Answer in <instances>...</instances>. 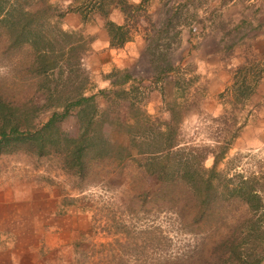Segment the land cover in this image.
I'll return each mask as SVG.
<instances>
[{
  "label": "rangeland",
  "instance_id": "374dc122",
  "mask_svg": "<svg viewBox=\"0 0 264 264\" xmlns=\"http://www.w3.org/2000/svg\"><path fill=\"white\" fill-rule=\"evenodd\" d=\"M125 1L133 5L141 2ZM254 5V0H144L135 12L131 38L127 40L134 35L143 39V55L137 67L128 70L134 81L112 87L106 95L96 94L102 119L103 113L108 114L103 135L128 144L134 156L135 147L110 123L116 113L130 123L159 124L162 130L169 125L184 153L189 146L207 153L202 162L205 168L211 166V152H218L230 139L225 153L219 155L215 171H223L232 181L241 175L253 174L258 179L264 175V132L254 128V120L249 131L243 133L242 128L248 114H255L251 109L258 107L254 104L248 109L242 99L253 87L259 74L257 68L263 63L255 59L253 52L259 45L255 21L264 11L257 12ZM261 25L264 29V23ZM208 46L223 49L211 56V66L197 61ZM21 55L17 53L9 60L7 56L0 57V98L14 93L17 113L23 111L27 128L33 129L52 110L33 114V106L24 103L25 82L18 73ZM168 66L170 70L159 77L156 69ZM82 68L86 95L93 90L91 84L96 86L95 79L113 78L111 73L117 75L125 70L98 75ZM41 104L39 100L36 106ZM24 122L20 124L23 126ZM59 125L70 136L81 129L74 112ZM131 131V137L139 142L142 134L136 132L135 126ZM144 131L151 132L149 127ZM127 164L115 170L108 166L100 173H95V169L81 179L63 172L52 155L37 157L24 150L1 152L0 184L22 181L33 186L35 181L54 193L56 212L67 229L61 232L63 241L58 244L62 261L55 263L52 257L50 264H196L201 255H206L211 230L200 228L191 216L185 218L188 209H182V200L144 194L138 185L142 184L143 189L151 187L152 180L140 178L132 158ZM56 244L51 249H56Z\"/></svg>",
  "mask_w": 264,
  "mask_h": 264
},
{
  "label": "trees",
  "instance_id": "16d2710c",
  "mask_svg": "<svg viewBox=\"0 0 264 264\" xmlns=\"http://www.w3.org/2000/svg\"><path fill=\"white\" fill-rule=\"evenodd\" d=\"M143 2L133 5L119 0L123 23L104 24L111 47H120L131 38L130 25ZM102 3L0 0V57L7 56L9 60L22 53L18 73L25 82L24 103L33 106V114L52 110L43 123L29 129L27 115L23 117V111L17 113L14 93L0 98V153L24 150L37 157L52 155L63 172L81 179L95 169V173H100L108 166L111 170L127 167V160L132 158L140 178L152 180L151 187L143 189L142 184L138 185L144 194L152 193L156 199L182 200V209H188L185 218L191 216L200 228L211 230L206 255H201L196 264H264V175L259 179L253 174L241 175L232 181L223 171H215L219 155L225 153L230 139L218 152H211V166L205 168L202 162L207 153L196 146H189L184 153L169 125L162 130L159 124L130 123L116 113L110 123L135 147L134 156L128 144L103 135L102 126L108 114L103 113L102 119L95 103L96 94L83 92L86 77L83 78L82 58L87 40L80 31L61 26L62 17L71 11L78 12L83 22L95 9L106 15L107 8ZM170 68H157L158 76ZM118 73H111L109 88L99 89L97 94L106 95L112 87L135 79L127 70ZM39 100L42 104L36 106ZM71 112L81 127L73 136L59 125ZM20 121H25L23 126ZM134 126L142 134L139 142L131 137ZM148 127L151 132L145 133Z\"/></svg>",
  "mask_w": 264,
  "mask_h": 264
},
{
  "label": "crops",
  "instance_id": "0c3cea01",
  "mask_svg": "<svg viewBox=\"0 0 264 264\" xmlns=\"http://www.w3.org/2000/svg\"><path fill=\"white\" fill-rule=\"evenodd\" d=\"M53 1L66 3L70 0ZM127 1L137 4L140 0ZM254 1V7L258 8L256 11L263 12L264 0ZM102 2V6L107 8L106 15L95 9L83 22L78 12L71 11L62 17V28L80 31L88 38L89 43H87L82 64L89 72L101 75L115 69L128 71L130 68L137 67L138 60L143 55V49L140 48V43L143 41L141 35H134L130 41L124 42L120 47H111L109 35L104 27L105 21H111L117 25L122 24L124 14L120 10L119 0H102ZM257 16L254 15L255 20ZM255 22H257L255 27L259 28L255 37L257 42L259 40L258 43L256 42L259 45L253 53L255 59L258 58L263 63H260L261 67L257 68L259 74L256 76L253 87H249V92L242 99L244 106L248 109H251L254 104L258 105L251 109L255 114H248L242 126L243 133L251 129L253 120L254 128L259 133L264 132V58L262 59V56L264 57V29L261 25L264 23V13H261ZM203 50L204 53L198 57L197 61L198 63H209L208 65L211 66V56L223 49L208 46ZM106 67L109 69L105 70ZM111 80H113L112 77L104 76L95 79L94 83L96 82V86L100 89H107ZM92 85L93 90L88 94H97V87L95 84ZM7 183L0 184V264H50L53 261L50 260L52 257L55 263L61 262V257L58 255L60 251L58 244L63 241L60 239L61 232L65 230V227L67 229V226L63 223L62 216L56 212L54 193H50L48 189L35 181H33V186L22 181L14 182L12 185ZM55 242H57V248L51 249Z\"/></svg>",
  "mask_w": 264,
  "mask_h": 264
}]
</instances>
